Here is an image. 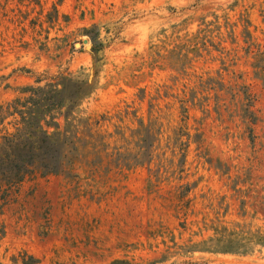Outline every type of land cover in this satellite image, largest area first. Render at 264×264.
<instances>
[{
	"label": "rangeland",
	"instance_id": "obj_1",
	"mask_svg": "<svg viewBox=\"0 0 264 264\" xmlns=\"http://www.w3.org/2000/svg\"><path fill=\"white\" fill-rule=\"evenodd\" d=\"M58 74L90 133L0 189V264H264V0H0V106Z\"/></svg>",
	"mask_w": 264,
	"mask_h": 264
},
{
	"label": "trees",
	"instance_id": "obj_2",
	"mask_svg": "<svg viewBox=\"0 0 264 264\" xmlns=\"http://www.w3.org/2000/svg\"><path fill=\"white\" fill-rule=\"evenodd\" d=\"M96 31L86 32L94 43L90 52L95 55L101 50L96 42ZM44 81V82H43ZM19 89V97L0 106V126L7 119L11 131L0 137V189H17L26 180L36 175L54 176L61 174L79 157V139L90 128L73 114L78 103L91 89L90 84L79 77L58 74L50 78L37 79L36 85ZM63 119V125L57 120ZM142 135L143 150L152 148L153 135L148 128ZM90 137V135H88ZM150 154L137 164L148 163ZM125 166V165H124Z\"/></svg>",
	"mask_w": 264,
	"mask_h": 264
},
{
	"label": "water",
	"instance_id": "obj_3",
	"mask_svg": "<svg viewBox=\"0 0 264 264\" xmlns=\"http://www.w3.org/2000/svg\"><path fill=\"white\" fill-rule=\"evenodd\" d=\"M83 44L85 45L86 49H88V50L91 49L90 46L88 45L87 40H84Z\"/></svg>",
	"mask_w": 264,
	"mask_h": 264
}]
</instances>
